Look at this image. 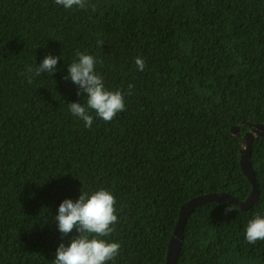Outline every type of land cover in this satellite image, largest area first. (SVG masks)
I'll return each mask as SVG.
<instances>
[{
    "label": "trees",
    "instance_id": "1",
    "mask_svg": "<svg viewBox=\"0 0 264 264\" xmlns=\"http://www.w3.org/2000/svg\"><path fill=\"white\" fill-rule=\"evenodd\" d=\"M89 2L0 0V264H53L80 235L62 236L59 206L82 193L116 199L115 231L100 238L121 248L107 264H165L183 205L252 192L231 131L264 124V0ZM78 51L125 100L110 122L89 109L91 128L69 108L86 93L64 79ZM48 55L61 57L54 75L27 72ZM252 163L257 204L198 208L177 264H264V241L246 240L249 221L264 218V137Z\"/></svg>",
    "mask_w": 264,
    "mask_h": 264
},
{
    "label": "clouds",
    "instance_id": "2",
    "mask_svg": "<svg viewBox=\"0 0 264 264\" xmlns=\"http://www.w3.org/2000/svg\"><path fill=\"white\" fill-rule=\"evenodd\" d=\"M55 4L65 9H86L90 6L89 0H54ZM95 11V5H91ZM103 46V41H98ZM78 61L68 67V76L79 87L77 95L86 93V105L71 103L69 108L73 116L84 121L85 126L92 127L93 116L89 109L95 110L96 115L105 122L112 121L116 115L125 110L124 95L121 91L105 89L103 78L95 71L96 58L92 55L77 52ZM61 57L48 55L37 68L27 67L29 74L39 76L41 73L54 75ZM135 64L139 71H144V59L137 57ZM24 73H22L23 75ZM31 82V78H29ZM133 86L129 85V89ZM116 199L114 195L101 189L89 196L82 193L77 201L64 200L59 206V214L55 217L59 231L63 237L68 236L75 229L80 235L74 238L70 246L60 244L53 264H107L119 254L121 245L116 242H107L100 237H107L115 231L114 225L118 222L116 215ZM236 210L234 204L226 208V213ZM94 234V235H93ZM91 237V238H90ZM246 240L250 244L264 241V218L256 216L250 220L246 228Z\"/></svg>",
    "mask_w": 264,
    "mask_h": 264
},
{
    "label": "water",
    "instance_id": "3",
    "mask_svg": "<svg viewBox=\"0 0 264 264\" xmlns=\"http://www.w3.org/2000/svg\"><path fill=\"white\" fill-rule=\"evenodd\" d=\"M244 126L250 128V131L247 132L244 137H242L241 130ZM231 135L233 137L241 139V142L238 144L241 155L240 166L243 174L252 185V192L250 196L245 201L241 202L228 193H213L196 197L183 205L180 209L177 224L168 244L167 260L165 264L178 263L185 241V231L187 223L190 217L201 206L213 202H228L230 204H234L242 211H249L257 204L260 196V191L256 173L252 163V153L255 142L259 138L264 137V124L242 123L232 128Z\"/></svg>",
    "mask_w": 264,
    "mask_h": 264
}]
</instances>
